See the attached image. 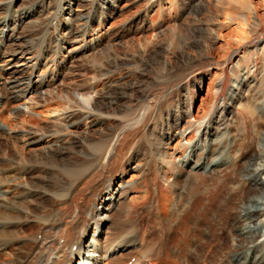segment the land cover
<instances>
[{
    "label": "rangeland",
    "instance_id": "obj_1",
    "mask_svg": "<svg viewBox=\"0 0 264 264\" xmlns=\"http://www.w3.org/2000/svg\"><path fill=\"white\" fill-rule=\"evenodd\" d=\"M9 19L6 27L0 24L1 91L9 95L11 88L5 82L10 85L8 79L29 78L25 74L32 68L36 86L28 89L18 103L9 98L11 106L7 99L0 100V112L4 105L15 106L10 109L8 117L12 115V119L8 123L0 115V180L9 178L11 186L6 192V184L1 182L0 196H11L8 206L26 217L27 207L34 208L37 200L43 203L46 199L43 196L49 181L54 185L68 170L89 163L90 171L97 170L77 188V202L86 223L94 211L104 213L96 239L105 250L98 254L113 246L116 253L108 256L109 264H127L131 259L137 264H171L175 254L165 248L169 235H165L168 239L163 236L154 241L150 231L152 213H157L159 204L156 195L163 197L158 213L165 230L170 213L184 208L182 202L176 208L173 205L178 202V193H183L181 185L188 188L184 196L189 197L204 185L203 174H208L207 182L221 174L230 182L242 181L231 174L229 167L234 162L241 167L246 160L239 157L242 149L238 145L244 141L245 121L252 115L257 118L254 124L264 123V0H0V22ZM80 30L85 31L82 34ZM21 62L27 67L13 73ZM35 62L36 68L32 67ZM73 93L88 96L91 103L86 107ZM103 100L108 104L114 101L108 111L89 110L95 101ZM23 102V111L26 105L32 107L26 114L19 112ZM46 103H62L67 107L65 114L74 113L78 124L67 126L69 119L65 116L52 115L45 120L44 115L32 111H39ZM28 115L40 119L23 125L22 117ZM204 115V126L190 141L194 135L190 125ZM209 129L216 135H210ZM263 129L258 125L255 133ZM29 131L32 134L28 135ZM122 133L129 139L121 157H113L107 169L101 168L102 160L96 158L98 148ZM34 138L39 142H30ZM256 139L254 151L261 147V140ZM185 145L189 146L187 158L190 154L187 164L181 158ZM63 146L69 149L63 151L64 158L51 162L48 154ZM228 156L227 163L215 165ZM203 157L204 165L196 167ZM166 165L175 166L170 172ZM156 168L158 176L154 180L151 174ZM214 169L220 175L213 177ZM24 170L31 172L27 190L41 193L37 199L18 192L26 190L15 181L16 177L24 178ZM176 177L179 185L174 187ZM198 178L202 183L196 184ZM109 186L115 192V201L107 197ZM58 192L54 187L46 194L54 196L47 203V211L59 209L64 202L65 198L55 196ZM67 195L71 197L72 192ZM0 209L12 212L10 207L0 205ZM29 221L22 244L38 238L34 233L44 223L40 218ZM94 226L90 224L87 235L86 231L79 234L85 238V255L93 253L89 242ZM228 235L223 231L217 239ZM128 237H134L132 243ZM233 239L227 244L237 245ZM258 240H264V236ZM119 243L121 248L116 247ZM194 245L191 253L182 256H198L190 263L203 264L199 258L204 257L199 255L203 247L197 242ZM28 250L29 245L24 246L18 252L19 259ZM28 260L24 258V262Z\"/></svg>",
    "mask_w": 264,
    "mask_h": 264
},
{
    "label": "bare ground",
    "instance_id": "obj_2",
    "mask_svg": "<svg viewBox=\"0 0 264 264\" xmlns=\"http://www.w3.org/2000/svg\"><path fill=\"white\" fill-rule=\"evenodd\" d=\"M108 2L109 0H107V3ZM5 22L6 20L0 22V24L6 27L7 24H9L10 19L9 21H7V23ZM84 31L80 30L82 34L84 33ZM35 56H37V54ZM10 64H12L11 61ZM37 64L38 62H35L34 64H32V67L36 68ZM23 66L27 67V64H25V62H21L20 65H16L13 73L16 72L20 73L24 71V70H20V67ZM9 68L10 67H7V71ZM32 69L34 70V68ZM31 70L29 71V73L25 74V76L27 77L30 76L29 78L24 79L20 76V77H14L8 79L10 81V85H8V81L5 82V85L10 86L11 88L9 89L10 93H8L9 95H7L5 91L4 93H2L0 87V100L5 98L7 99V103H8L9 102L8 99L11 98L13 99L12 103H18V101H20L21 98L25 97V94H27L28 89H30V91L33 90L36 85L34 84L35 82L32 79ZM2 72L4 71L2 70ZM0 74H2L1 71ZM23 85L25 86L23 87ZM73 94L76 95V98L77 96H79V99L77 98L78 102H83L84 105L91 103V100L88 96H85V98H83V96H80V94L78 93H73ZM70 96L68 98H70ZM103 99H106V97H104ZM67 102H69V100ZM111 103H114V101H111L109 104L105 103L104 100L95 101V104H91L89 110L92 111L97 108L101 112H103L104 110L110 108ZM24 104L25 102L19 105L20 113L22 112L25 113L27 109L28 110L32 109V107L26 105L27 109L23 111L21 107ZM8 105L11 106L10 103H8ZM107 106L108 108H106ZM3 107H5V109H3V112H0L1 113L0 115L4 119L3 122L8 123V121L12 119V115H10L11 118L8 117V115L11 113L10 109L14 108L15 106L9 108L8 106L4 105ZM41 107L43 108L39 109V111H35L34 108L32 111L44 115L43 118L44 117L50 118V116L52 115L57 116L56 118H61L65 116L67 117V119H69V124H67V126H75V124H78L79 122L78 118H75L74 113L65 114V110H67L66 109L67 107L64 108L62 103L59 105L55 104L54 106H52V104L50 103H46L45 105H41ZM5 110L8 112L7 115H4L6 114ZM15 115L16 116L14 117L18 119L19 114L15 113ZM205 117H206L205 115L201 116L200 118L196 119L197 123L195 122L190 125L189 128L194 127L192 131L194 132L193 133L194 135L190 139V141H192L196 137L197 135L196 133L200 131L204 126ZM37 119L40 118H36L35 116L28 115V117L27 116L22 117L21 123L23 125H26L30 121ZM256 119L257 118L252 115L248 119H246L244 125V129H245L244 139H243L244 141L238 144L239 146L241 145V149H242L239 157L246 158L245 162L241 167L240 165H238L237 162H234L229 167L231 174L232 175L234 174L235 177L238 175L240 177V180L242 181H237V179L231 182L228 179L225 180L224 179L225 175L223 174L220 175L219 173L220 171L214 169L213 177L217 173H219L220 177L217 176L218 178L215 177L211 178V180L207 182L205 180L206 178H208V174L202 173L204 175L202 176L204 177V182H203L204 185L201 184V186L197 187L193 193H190L191 195L189 197L184 196L186 193V192L184 193V191H186V189L188 188L186 186L184 187L183 185H181V188L184 189L183 193L182 192L178 193L177 195L179 198L178 202L176 200L173 203V205L176 208L178 204L182 202L184 208L178 209L177 211L170 213V218H169L170 220L167 221L168 223L167 225H165V230H162L163 229L161 226L162 221L158 213L159 210H161L162 205L164 204V201H162L161 199L163 197L160 194L156 195V200L159 204L157 206L158 209L156 210L157 213L155 212L154 214L151 212L153 223L152 225H150L151 226L150 231L154 241L161 240L163 236L169 235V239L168 237L165 236L168 239V241L164 240V243L166 241L165 248L168 249L167 251L169 252L173 251L175 254V256L173 254L174 257H172L173 259L171 264H191L192 262L190 263V261H193L198 256H194L191 254L190 256L191 258L188 259L187 256L183 257L182 255L183 253L184 254L186 253L185 255L191 253L193 248L196 247L194 245L195 242L199 243V246L203 247L202 251L200 250L201 248H199V255L204 256V257H199L201 260H203V264H211V263L264 264V240L262 241L258 240L260 236L262 235L264 236V129L262 130V132L260 131L261 133L257 132L258 135L257 133H255V131H257L258 125L259 126L263 125L264 127V123H262L261 120L258 121V124L256 125L254 124V121ZM6 120L7 122H5ZM98 121H100L99 123H103V121L100 119ZM34 125L37 126V124ZM30 134H32V132L29 131L28 135ZM209 134L216 135V132L212 131V129H209ZM128 139H129V135L122 133V135H117L110 139L105 140V143L106 142L107 143L106 144L104 143V145L100 146L98 148L99 151L96 154L97 160H102L101 168L106 167L107 169V166H109L113 157L115 156L119 158L121 157L123 147L125 146V143H127ZM255 139H256L255 142L261 140L260 143L261 147L259 148L258 151L256 150L254 151L253 149L254 146L253 142ZM123 140L125 142L122 144ZM30 142L36 143L39 141L35 140L34 138V140ZM180 144L181 143L177 145V149L180 148ZM188 148L189 146H186V149L183 150L181 156V158L183 157V161L185 162V164L190 162V158H189L190 154L188 158L185 155ZM65 149L69 150L67 147L64 146L62 148L55 149L54 154L52 152L48 154L47 156L48 159L51 162H55L59 158L61 159L64 158L63 151H65ZM192 150L193 148L191 149V151ZM165 156H166V151L165 153H163L162 158L164 159ZM229 158L230 157L228 156L224 160L222 159L223 160L222 162L217 161L215 165H220L221 163L225 164L227 163V160ZM205 161L206 158L203 157L201 158V161H199L196 164L197 166L196 165L195 166L202 167ZM211 162H214V160H212ZM175 165L172 166L166 165V168H168L167 170L171 172V170L174 169ZM90 166L91 164L86 163L84 164L83 167L68 170L67 171L68 173H65L66 174L65 178H63L64 174L61 175L60 177L62 179L58 177L54 181V185H52L51 182L49 181V185L43 196L46 199L44 200L43 203L37 200V203L34 208L27 207L26 217H23L22 216L23 214L20 213L19 211L14 210L15 211L14 212L12 210L13 209L12 205L8 206L11 203V196H5V195L0 196V205L10 207L12 210V212L7 213L0 209V264H74L76 257L79 258L78 264H109V262H107V259L109 258L108 256L116 253L115 248H113V246H108L106 248V251H104V253L100 255L98 254V251L100 250L102 251L103 249L105 250V248L102 247L101 244H97L98 239H96L98 232H100L101 230V229L97 230V228L100 227L103 223V220H105L104 213H101L100 211H94L93 212L94 217L92 216V219H89V222L86 223V220L81 218L82 208L77 202V200L79 199V198L77 199V194L79 192L78 187L84 182L85 179L88 178V176L91 175L89 173L97 170L94 169L90 171L89 170ZM184 168L185 166L181 167V171L183 173H184ZM157 172L158 171L156 168L153 170L151 174V177H153L154 180H156L158 176ZM23 173H24L23 179L19 177L15 178V181L18 180L21 184H23L24 188H26L25 191L18 190L19 194H22V196H31L32 199H37L41 195V193H35L27 190V188L31 186V181H29L28 179L29 174H31L30 170L29 171L24 170ZM200 175L198 177H201ZM226 177L229 178L228 176ZM9 180H10L9 178H2L0 180V183L3 182L4 185L6 184V189H5L6 192H8V190L11 187ZM201 181L202 179L199 180L198 178L196 184L200 183ZM173 183L175 184V185L173 184L174 187L179 185L177 177L175 178ZM131 184L132 183H129V186ZM54 187L55 189L59 190L58 194L57 193L56 195L54 194L55 196H57V199L59 198H65V199L63 200L64 202L61 204V207L59 209L55 208L51 210L50 208L47 211L46 208L49 206L47 205V203L52 201V197L54 196L51 195L50 193L49 195L51 196H46V194H48L50 190L52 191ZM109 188H110L108 190L109 195L107 197L110 199V201L111 200L113 201L115 199L114 198L115 192L111 190L110 186ZM41 190H44V187ZM70 191L72 192L71 197L67 195L68 192ZM194 200L197 201L195 205L192 204ZM82 201L83 200H81V202ZM75 204H76V209H73ZM32 218H38V219L40 218L44 223H40L39 230L36 233H34V236L37 235L38 238H35L31 242L25 241V243L22 244L24 239H26L24 237V233H25L24 230L26 228L25 226L29 224L30 222L29 219ZM166 218H168L167 215ZM92 223L95 226L94 229L92 230V241H90L89 243L91 247L90 251H92L93 253L92 255L89 254L85 255L83 253V248L86 245L85 238L81 237L79 234L81 231H86L85 235H87L89 233L90 224ZM175 223L177 224L174 227L173 225ZM226 230L229 232V235L219 241L217 239V236ZM39 234H42V236H40L41 238H39ZM58 235H61V238L58 237L59 240L56 239V236ZM133 238L128 237L127 239L132 243L134 240ZM231 238H234L236 240L237 245L227 244L228 242L230 243ZM27 245H29V250L26 252V255L23 256V258L19 259L18 252L21 251L24 248V246ZM74 245L77 246L75 250H74ZM116 247L121 248L122 244L119 243L117 244ZM207 250L212 255L211 254L206 255ZM219 253H223V255H217ZM52 254L55 255L53 259L50 258ZM25 257H29L28 262H24ZM66 257L67 260H65ZM210 257L212 258L216 257V259L212 261ZM180 259L182 260L181 262L179 261ZM234 260L235 263H233Z\"/></svg>",
    "mask_w": 264,
    "mask_h": 264
}]
</instances>
